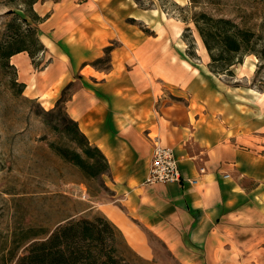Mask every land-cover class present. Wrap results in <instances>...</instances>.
I'll return each instance as SVG.
<instances>
[{
  "label": "crops",
  "instance_id": "crops-1",
  "mask_svg": "<svg viewBox=\"0 0 264 264\" xmlns=\"http://www.w3.org/2000/svg\"><path fill=\"white\" fill-rule=\"evenodd\" d=\"M82 2L40 3L47 62L37 68L27 51L12 61L24 95L47 107L72 86L66 110L109 163L112 195L94 207L143 258L162 245L182 264L264 259V110L220 96L190 69L186 49L141 39L140 29L109 23L98 0ZM106 51L110 66L99 68ZM174 85L191 96L163 94ZM156 141L175 149L182 182H146Z\"/></svg>",
  "mask_w": 264,
  "mask_h": 264
},
{
  "label": "rangeland",
  "instance_id": "rangeland-1",
  "mask_svg": "<svg viewBox=\"0 0 264 264\" xmlns=\"http://www.w3.org/2000/svg\"><path fill=\"white\" fill-rule=\"evenodd\" d=\"M43 1L0 0V264H14L33 240L47 237L69 219L96 217L101 218L100 226L106 228L99 264H182L162 245H157V253L151 259L129 247L120 230L94 207L112 195L102 175H86L56 150V146L78 148L73 133L66 129L72 124L65 104L60 108H56V103L47 107L37 98L24 95L18 68L6 52L22 45L21 35L29 40L31 48H38L35 40L40 39V22L36 13ZM98 1L100 7H94L102 9L109 23H122L126 31L140 29L141 39L155 36L175 49H186L183 54L187 55L190 69L203 73L220 96H237L257 113L264 110V0ZM197 11L229 17L255 32L254 50L245 53L241 63L232 65L231 73L216 74L210 70L211 58L201 37L194 24L184 20ZM29 25L37 32L33 33ZM188 25L191 31L186 30ZM115 44L119 42L114 40L112 45ZM43 54H35L37 68L47 62ZM110 61V51H106L95 63L107 68ZM71 90L72 86H66L61 96L66 98ZM163 94L191 96L180 85L169 86ZM261 249L264 251V246ZM246 264H264V259Z\"/></svg>",
  "mask_w": 264,
  "mask_h": 264
},
{
  "label": "trees",
  "instance_id": "trees-1",
  "mask_svg": "<svg viewBox=\"0 0 264 264\" xmlns=\"http://www.w3.org/2000/svg\"><path fill=\"white\" fill-rule=\"evenodd\" d=\"M136 1L139 2V0ZM191 1L197 2V0ZM43 19L44 17L36 13L38 22ZM186 19L194 24L211 58L208 66L216 74L231 73L232 65L241 63L242 56L254 50L255 32L239 25L229 17L197 11L192 17L184 20ZM29 29H32L33 33L37 32V29L31 25ZM186 30L191 31V26L188 25ZM21 37L22 45L8 50L6 56L10 57L18 52L27 51L36 64L35 54L39 51L44 53L45 50L43 42L41 39H39L40 42L35 40L39 46L33 49L27 44L29 40L22 35ZM189 52L193 53L192 50ZM65 100L66 98L61 96L56 102V108L65 104ZM67 115L72 125H67L66 129L73 133L78 148L56 146L58 153L80 166L86 175L98 176L107 173L109 163L105 154L98 146L90 142L77 121L70 117L68 112ZM99 221H101L100 217L94 220L69 219L59 224L47 237L33 240L26 252L20 255L14 264H99L102 261L100 255L103 252V247L100 245L104 242L102 233L106 229L100 226Z\"/></svg>",
  "mask_w": 264,
  "mask_h": 264
},
{
  "label": "built area",
  "instance_id": "built-area-1",
  "mask_svg": "<svg viewBox=\"0 0 264 264\" xmlns=\"http://www.w3.org/2000/svg\"><path fill=\"white\" fill-rule=\"evenodd\" d=\"M203 170L204 168H202ZM184 179L175 149L156 141L146 182H182ZM189 180L197 182L195 179Z\"/></svg>",
  "mask_w": 264,
  "mask_h": 264
},
{
  "label": "bare ground",
  "instance_id": "bare-ground-1",
  "mask_svg": "<svg viewBox=\"0 0 264 264\" xmlns=\"http://www.w3.org/2000/svg\"><path fill=\"white\" fill-rule=\"evenodd\" d=\"M182 32V31H181ZM181 35V34H180ZM189 66V65H188ZM190 67V66H189ZM197 73V72H196Z\"/></svg>",
  "mask_w": 264,
  "mask_h": 264
}]
</instances>
